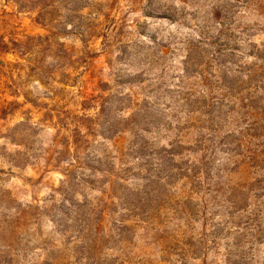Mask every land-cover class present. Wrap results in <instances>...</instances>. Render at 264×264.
Wrapping results in <instances>:
<instances>
[{"label": "rangeland", "instance_id": "rangeland-1", "mask_svg": "<svg viewBox=\"0 0 264 264\" xmlns=\"http://www.w3.org/2000/svg\"><path fill=\"white\" fill-rule=\"evenodd\" d=\"M257 55L264 57V0H0V264L6 256L25 264L56 258L85 264L87 255L77 252L87 239L86 210L82 217L74 212L91 199L107 212L99 264H243L241 254L252 264L251 246L228 232L243 229L244 220L229 224L220 196L201 201L183 181L167 188L169 202L154 201L162 215L153 226L117 231L112 218L121 215L130 188L155 195L152 148L193 142L195 131L177 118L202 111L207 96L232 107L223 79L230 87L239 77L243 84L235 89L247 107L245 98L264 96V60ZM254 66L251 82L234 72ZM248 86L254 88L242 90ZM137 112L135 128L148 132L141 138L149 145L134 154L123 119ZM98 155L112 162L97 164ZM108 163L130 170L124 183L114 180L124 190L109 189L101 173L85 167L104 172ZM68 168L93 190L73 180L72 190L63 188ZM256 172L234 173L230 184L264 174ZM186 198L188 213L171 214ZM122 232L124 241L113 239Z\"/></svg>", "mask_w": 264, "mask_h": 264}, {"label": "trees", "instance_id": "trees-1", "mask_svg": "<svg viewBox=\"0 0 264 264\" xmlns=\"http://www.w3.org/2000/svg\"><path fill=\"white\" fill-rule=\"evenodd\" d=\"M33 40V39H31ZM34 41V40H33ZM254 58L264 60L262 56H255ZM256 67V66H254ZM258 68L245 69L240 68L234 72L240 75L244 80L253 81L255 76L258 75ZM255 80V79H254ZM243 84L239 77H236V82L229 85L226 80L223 79L221 91L225 90L229 94L230 104L232 107H227V104L219 103V101L212 100L209 96L204 99L203 110L194 113H185L183 118H177L178 124H183L187 130L195 131V136H193L192 143H182L177 140L168 143L166 146H162L157 150L152 148V156H156L157 160L153 163H149V166L153 168L152 181L150 184H155L157 188L151 189V196L149 192L139 191L138 187H132L129 189L128 200L123 201L121 215L117 218L112 219L113 224L116 225L117 231H130L132 232L137 224H150L154 225L158 223L162 215L161 207H156L154 201L163 197L164 200L170 201V197L167 195V188H170L175 182L183 181L189 187L190 194H195L199 200L204 201L206 199L214 200L218 196L221 197L225 205L229 206L226 218L229 220V224L234 223V219L244 220L243 229L236 226L232 229H228L229 233L234 232L235 235H240L242 239H245L246 243L251 246L252 264H264V174L259 177L254 176L249 179L247 183L243 186L237 187L232 184V176L234 173L240 172L241 170H247L248 172L261 171L264 173V96L262 98L249 97L245 100L249 101V106L243 105L241 103L244 98H239L240 90H236L239 84ZM254 87L248 86L245 90H251ZM235 90V93H234ZM258 98V99H257ZM241 103L236 106V103ZM254 106H251V105ZM225 107L226 109H224ZM137 114L129 115L123 119L125 123V128L131 127L129 130V135L133 138L130 141L127 151L129 153L138 154V151L145 149L149 144L141 138L142 132L148 133L143 129H136L138 121L135 119ZM243 122L241 126L239 123ZM93 128H98L99 125L96 123H91ZM233 125V129L222 134L224 127H229ZM92 130V129H91ZM94 131V130H92ZM110 131V130H109ZM126 133V130L123 133ZM128 132V131H127ZM161 130H157L154 134L160 133ZM251 133V134H250ZM117 134V133H114ZM103 141H109L111 138L102 137ZM259 138V139H258ZM251 139L261 140L258 144H251ZM84 148H82L83 150ZM120 157L123 153H119ZM217 155H222L224 158H217ZM110 156V155H109ZM109 156H104V160H99V155L94 162L97 164H102L103 161L111 159ZM114 159V158H112ZM140 158H136L139 161ZM117 160H120L118 158ZM76 163V162H75ZM77 164H79L77 162ZM81 165V164H79ZM112 163H108V168L104 172L95 169L93 166H85L87 170L94 171L96 173H101L108 182L107 186L109 189H114L116 186L124 190L125 185L115 184L114 180L117 179L120 182L125 181L122 176L123 173L129 172L130 170H113L111 168ZM70 168H76V166ZM70 168L63 171L61 174L65 181L63 182V188L67 191L71 189L72 184L70 180L77 183L76 187L84 186V189L88 190L89 183L83 178L72 177V170ZM82 168V167H79ZM135 169V168H134ZM162 174L163 176H160ZM156 181V183H154ZM71 184V185H70ZM74 187V186H72ZM72 190V189H71ZM257 191H260L258 194ZM110 190L108 192L101 191V199L108 197L110 195ZM115 201H121L120 198H114ZM188 201V202H186ZM101 200H92L90 202H84L77 207V211L74 213L77 216L83 215L86 210V215L84 216V221L86 222V240H79L81 245L78 249L85 252L86 257H82L85 264H99L96 261L95 254L97 253L98 247H100L101 242L104 241L105 236L103 232V223L107 217V212L100 206ZM206 203V202H205ZM179 210L172 211L171 214L181 213L187 214V207H189V199L186 198L184 201H178ZM77 206V205H73ZM146 206L148 210H144L143 207ZM221 207V206H218ZM105 208V207H104ZM222 212V209H218ZM227 211V210H226ZM141 212V216L137 214ZM118 213V214H119ZM136 213V214H135ZM116 215V213L114 214ZM137 219V220H134ZM4 224L8 226L9 222L5 219ZM88 222H94L92 224ZM134 225V226H132ZM158 225V224H157ZM243 230L247 232L242 233ZM102 231V232H101ZM117 242H122L125 236L122 233L117 234L114 238ZM169 239V238H167ZM85 241L86 244L84 243ZM228 255L230 253L228 252ZM243 254L240 258L243 264H247L243 260ZM258 258V259H256ZM258 260V261H257ZM61 258H56L53 264H60ZM3 264H25L26 262H15V260L9 256L4 257ZM33 264V263H32ZM42 264H49L48 260L42 262Z\"/></svg>", "mask_w": 264, "mask_h": 264}]
</instances>
